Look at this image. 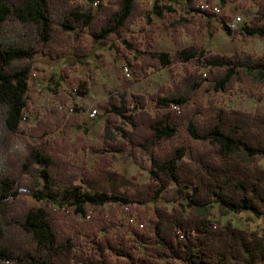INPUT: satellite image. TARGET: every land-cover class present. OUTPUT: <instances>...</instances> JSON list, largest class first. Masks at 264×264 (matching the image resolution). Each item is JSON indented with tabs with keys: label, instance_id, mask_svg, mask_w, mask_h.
<instances>
[{
	"label": "trees",
	"instance_id": "1",
	"mask_svg": "<svg viewBox=\"0 0 264 264\" xmlns=\"http://www.w3.org/2000/svg\"><path fill=\"white\" fill-rule=\"evenodd\" d=\"M181 1L186 14L166 26L190 28L194 12H203L217 15L215 29L233 37L264 39V0H245L256 5L257 13L236 28L223 14L202 10L203 0H155L150 9L139 0H111L100 3L95 14L83 10L79 0H0L2 137L21 129L36 55L61 60L74 49L76 62L86 63L91 53H82L83 41L76 44L85 32L107 43L140 17L147 24L154 15L167 19L176 11L173 4ZM229 1L218 0L223 7ZM208 24V18L202 20L203 27ZM121 41L117 49L122 57L129 63L140 58L144 74L179 62L187 71L173 90L149 97L135 94L131 105L123 106L113 96L102 107L113 136L102 147L88 146L100 154L99 169L112 176L118 175L110 170L118 153L131 147L137 158L142 145L153 144L150 182L137 192H84L79 180L90 173L85 165L70 171L54 154L31 145L22 166L24 173L42 179L43 187L28 189L55 208L69 207L68 212L35 205L17 212L11 219L28 239L0 238V264H264V227L260 232L231 220L222 224L212 210L217 205L221 215L250 211L264 217V53H208L199 43L172 52L144 44L139 36ZM237 84L259 101L254 112L204 105L207 89L230 90ZM21 189L19 177L0 169L1 206L10 212ZM161 199L171 206L159 205ZM107 203L139 208L140 224L111 218ZM4 234L0 222V237Z\"/></svg>",
	"mask_w": 264,
	"mask_h": 264
},
{
	"label": "rangeland",
	"instance_id": "2",
	"mask_svg": "<svg viewBox=\"0 0 264 264\" xmlns=\"http://www.w3.org/2000/svg\"><path fill=\"white\" fill-rule=\"evenodd\" d=\"M79 1L83 10L97 13L99 5L95 8L93 0ZM110 1L101 0L100 3L108 4ZM139 1L143 8L150 9L155 0ZM212 2L220 4L218 0ZM173 6L176 11L167 19L163 20L158 15H154L153 23L147 24L146 19L140 17L134 21L130 29L107 43L93 40L90 33L85 32L76 44L83 41L85 46L81 50L82 53H91L85 59L86 63L76 62L78 57L75 59L74 49L68 51L61 60L36 55L38 67L30 80V103L22 120L21 129L9 133L4 139L0 125V169L19 177L23 185V189L20 190L21 197L9 205L10 212L7 211L6 206L0 205V222L5 232L4 237L0 238L15 242H24L28 239L11 218L31 205L68 212L69 207L55 208L51 202L38 199L32 190L28 189L43 187L42 179L24 173L26 170L22 162L31 145L40 146L51 152L60 163H65L70 171H81L85 165L90 173L79 180L84 192H95L97 189L137 192L145 189L150 182L153 144L142 145L137 158L134 157L131 147L126 152L118 153L110 167V170L116 171L118 175L112 176H107L99 169L100 154L88 146L102 147L105 138L113 136L111 125L107 121L108 115L102 108L113 96L119 99L123 106L131 105L135 94L149 97L160 90L165 92L173 90L175 80L184 76L187 71L184 64L179 62L161 70L152 68L148 74H144L140 58L132 59L129 63L118 51L122 38L132 39L134 36H139L144 44L151 43L156 49L172 52L199 43L208 53H238L242 56L248 53L257 55L264 53L262 38L233 37L223 29H215L219 23L217 15L194 12L196 19L190 28L176 29L166 26L165 22L169 23L186 14L184 2L175 3ZM220 6L222 11L219 14H223L228 22L235 15L243 16L245 22H248L257 13L256 5L245 0H231L226 7L221 4ZM205 18L210 20V24L203 27L202 20ZM144 26L146 29L149 28L148 32L142 31ZM126 65L132 70L131 77L123 73V67ZM204 70L210 75V68ZM204 105L254 112L259 101L246 92L243 85L237 84L230 90L207 89L204 93ZM148 108L154 112L155 102L150 100ZM94 109L97 110V114L92 117L91 112ZM88 128L89 131H86ZM190 154L189 151L188 159L191 157ZM260 164L264 167V158L261 159ZM59 200L67 202L64 198ZM150 205L154 206L153 203ZM159 205L171 206L164 199L159 201ZM146 208L147 206H144V209ZM105 209L111 218L115 217L123 223L140 224L139 208L119 207L107 203ZM212 210L214 220L222 224L231 220L234 225L242 228L260 232L263 230L264 217H257L250 211L221 215L217 205H214ZM9 213L10 217H8Z\"/></svg>",
	"mask_w": 264,
	"mask_h": 264
},
{
	"label": "built area",
	"instance_id": "3",
	"mask_svg": "<svg viewBox=\"0 0 264 264\" xmlns=\"http://www.w3.org/2000/svg\"><path fill=\"white\" fill-rule=\"evenodd\" d=\"M101 2V0H93V6L96 8L97 5H99V3ZM200 8L202 10H205V11H211L215 14H219L221 13L222 11V7L220 6V4L216 3V2H210L208 0H203L201 3H200ZM228 22V21H227ZM245 22V18L241 15H235L233 16L232 20L229 21L228 23L233 27V28H236L238 26H240L242 23ZM123 73L127 76V77H131L132 76V70L129 66H124L123 67ZM174 107H177V106H174ZM76 109V107H75ZM178 109V107H177ZM72 111L74 110V108L71 109ZM77 110V109H76ZM97 114V110L94 109L92 112H91V116H95Z\"/></svg>",
	"mask_w": 264,
	"mask_h": 264
},
{
	"label": "crops",
	"instance_id": "4",
	"mask_svg": "<svg viewBox=\"0 0 264 264\" xmlns=\"http://www.w3.org/2000/svg\"><path fill=\"white\" fill-rule=\"evenodd\" d=\"M248 212V211H247Z\"/></svg>",
	"mask_w": 264,
	"mask_h": 264
}]
</instances>
